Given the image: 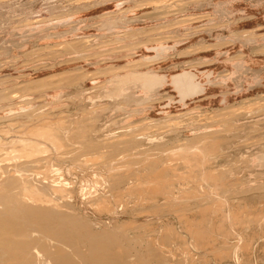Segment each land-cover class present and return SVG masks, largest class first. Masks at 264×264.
Segmentation results:
<instances>
[{
    "label": "rangeland",
    "instance_id": "rangeland-1",
    "mask_svg": "<svg viewBox=\"0 0 264 264\" xmlns=\"http://www.w3.org/2000/svg\"><path fill=\"white\" fill-rule=\"evenodd\" d=\"M66 44L74 48H66ZM184 72L196 75L203 92L182 101L171 80ZM133 73H150L165 80L151 93L129 83L120 95H96L97 91L108 90L109 81ZM40 79L56 80V84L42 82L48 87L36 90L32 83ZM6 92L7 99L0 98V139L6 146L44 115L68 122L63 132L65 139L74 128V121L85 115L92 116L94 127L101 131L91 133L94 142L111 144L129 137L137 139L129 153L104 146L101 150L108 158L101 159L99 167L86 169L79 160L57 156L52 159L56 167L60 165L63 177L72 181L70 201L73 200L75 212L85 217L95 231L120 226L133 240L136 248L130 251L129 259H135L137 254L149 260L146 246L153 241L152 245L163 249L166 255L162 264H264V0H0V95ZM202 134L219 138V147L207 143L210 148L204 152L199 151L204 147L201 144L191 147L195 152L196 147L200 148L197 152L201 155L212 149L206 156L211 165L195 168L197 162L193 159L186 162H193L194 167L184 165L176 155L183 150L188 154L190 149H184L189 146L188 141ZM173 150H179L174 152L176 155L172 153L178 157L173 156L175 163L168 156ZM120 151L122 155L115 156ZM131 157L136 158L132 162L139 160L132 166L128 163ZM151 158L158 161L154 164L155 173L163 171L164 163L172 166L162 173L167 175V189L172 193L161 196V192L147 191L140 200L137 186L142 187L152 177L144 172L146 164L152 163ZM107 160L119 164L115 174L123 178L120 201L113 191L92 182L94 173L107 176L102 165ZM122 162L125 166L120 165ZM71 167L76 171L72 172ZM187 168L192 172L195 168L196 176ZM207 169L217 170L214 175L220 179L202 177ZM222 172L225 173L220 176ZM188 173L191 179L185 178ZM136 179L143 180V184ZM181 191L191 196L186 192V197ZM219 199L223 201L221 205L217 203ZM203 208L208 211L202 213ZM232 214L239 215L236 220L240 221ZM256 216L259 217L255 220ZM197 230L207 235L198 238Z\"/></svg>",
    "mask_w": 264,
    "mask_h": 264
},
{
    "label": "bare ground",
    "instance_id": "bare-ground-1",
    "mask_svg": "<svg viewBox=\"0 0 264 264\" xmlns=\"http://www.w3.org/2000/svg\"><path fill=\"white\" fill-rule=\"evenodd\" d=\"M151 40H152V38H151ZM82 42H84V41H82ZM73 44H74V42H73ZM76 44H78V43H76ZM68 47L72 48L73 46L71 47V45L70 46L67 45L66 48H68ZM75 47L77 49V45ZM83 47H85V46L83 45ZM213 48H215V47H213ZM145 62H146V60H145ZM135 65H136V63H135ZM135 65H134V67H135ZM146 65H148V64H146ZM108 71H106V72H108ZM64 74H66V73H64ZM69 75H71V74H69ZM81 76H82V74H81ZM56 77H58V76H56ZM59 78H61V77H59ZM71 78H72V76H71ZM40 80H39V82L35 81V83H32L36 90H38L37 87H40V86L46 88V87H48V85L56 84V82H55L56 80L53 81L55 83H53L50 79H48L49 80L48 82H45L44 80H41V81ZM45 80H46V78H45ZM164 80L165 79L163 77H158V76H155V75L150 74V73H146V74L133 73V74H129V75L121 77V78L118 77V78H115V79L109 81L110 85L108 87V90L107 91H97L96 95L100 96V97L106 96V95L109 97L120 95L122 93V91H124L126 85L129 83L138 84V86H140L142 89L149 91L151 93L152 90H155V89L161 87ZM42 82L47 83V84L49 83V84L45 85ZM57 82L59 84L61 81L59 82V80H58ZM62 82H64V80ZM70 82H72V81H70ZM30 83H28L27 85L32 86V84H30ZM64 83H66V82H64ZM43 84L45 86H43ZM171 84L174 87V89L177 91L179 98L182 101H183V99H185L187 97H190V96L193 97L196 94L203 92L202 87L196 81V75L194 73H191V72H184L182 74H178V75L172 77ZM27 85H25L24 88H26V89L29 88V87H27ZM42 87H40L39 89H41ZM22 88H23V86H22ZM30 88H31V90H34V89H32L33 87H30ZM21 90H24V89H21ZM7 95H9V94H7V92H6L3 95H0L1 96L0 98L2 99L4 97L7 99ZM245 105H246V103H245ZM227 108H229V107H227ZM233 108H234V106H233ZM237 108H236V110H237ZM251 109H252V107H251ZM222 112H224V111H222ZM235 113H236V111H235ZM83 115H85V114H83ZM256 115H255V117H256ZM38 116H37V119L40 120L41 115L39 117ZM46 116L47 117H45V115L42 116L41 120L38 123L35 121L36 123L34 122L32 125L30 124L31 126L29 127V129H27L21 135L18 136L16 134L18 137L10 139L9 140L10 143H8L9 144L8 146L4 145L5 142L2 140L4 142V143H2V141L0 139V264H162L164 261L162 262L161 260H165L162 258L166 257V255L165 256L163 255L164 254L163 249L161 250V248H157V247H154V245H152L153 241L151 242L152 244H148L146 246L147 252L149 254V260H147L145 257L143 258L142 257L143 255L140 256L137 254H136L137 257L135 259L131 260V259H129L130 251L135 250L134 248H136V246H134L132 244L133 240L129 238V235L127 237V235H125V231L118 228L120 226H115V228H113L112 230L95 231L94 229H92L90 222L85 220L86 219L85 217H81L79 214H77L73 208V204H71V202L73 201V200L70 201V199L73 198V196H72L73 190H72V183H71L72 181L69 182V180H66L63 177V172L61 171L62 169L61 168H60L61 170L58 169V167H60V165L58 164V166L56 167V164H53V162H52L53 161L52 159L54 158V156L62 157L64 160L66 158H69V159H71V161H74V162L76 160H79L80 162H82L84 164V165H82V163H81L82 167L87 166V168L86 167L85 168L88 169V167H90V166H94V165L98 166L99 162H101V159H103L104 157L106 159L108 158V156H106L105 152H102V150L105 149L104 146L108 145L106 147L107 149L113 148L117 152L122 149L121 151H123V154L125 152L129 153L128 151H131L130 146L132 144H134L133 142H135L137 139L132 137V140H131V137H129L130 140H128L129 138L128 139L126 138L127 140H125V139L123 141L117 140V141H115V143L111 142V144H110V142L104 141L107 143V144L104 143L105 145L102 144L103 142H99L98 140L96 142H94V139H92L91 138L92 136L90 137V135H92L91 134L92 132H94V133L97 132V128L94 127L95 120H93L92 116L90 117L89 115L88 116L85 115L82 119L74 121V128L71 130L70 135H68V138L65 139V137L63 136V132L66 130L67 126H69L68 122L66 123L64 118H58V120H56L54 118L49 117V115H46ZM29 117H31V116H29ZM231 119H232V117H231ZM30 120H31V118H30ZM223 121H225V120L223 119ZM226 121H227V119H226ZM9 124H12V123H9ZM16 124H19V123H16ZM228 124H229V122H228ZM12 126H14V125H12ZM156 126H157V124H156ZM226 126H228V125H226ZM235 128H236V126H235ZM158 129H160V128H158ZM98 131H100V129ZM5 132H7V131H4V133ZM19 132H17V133H19ZM224 132H227V131H224ZM8 133H9V131H8ZM8 133H6V134H8ZM97 133H101V131L97 132ZM214 133H216V132H214ZM2 134H3V132H2ZM217 134H216V136H217ZM210 135H212V134H209V136L206 137V134H205V135L200 136V137H195L193 141L191 140V142L188 141L189 146L184 147V149L189 148L192 153L190 151H188L189 153L185 154V152H187V150L185 152L183 150V152L185 154L184 155L182 151L178 150L181 153V155H180L178 153V151L176 150L178 153V155H176L177 153L173 150V152L170 151L168 153V156L171 155L170 158L169 157L168 158L171 160L173 158V156L176 155L179 157V158L177 157L178 160L183 159L182 162H185L184 165H186V166L187 165L192 166L193 162L191 164H189L190 160H192V159L194 160L195 163L197 162V164H198V165L193 164V165H195V168H196V166H198V167L201 166V164H204V166L205 165L207 166L208 157H206V156L211 152L212 149L211 150L209 149L210 152L207 155H206V152L204 153L205 155H203V153H202V155H203L202 156L200 152H197L200 148L198 149L196 147L197 151L195 152L194 151L195 148H194V150H191L192 149L191 147H193L194 144H196V143H197L196 145L198 147L201 144L200 147L204 146L203 147L204 149L202 148L199 151H201V152L206 151L207 147L210 148V146H209L210 143H212L211 145H213L219 140V138L218 139L213 138L214 135H212L213 137H211ZM218 135H220V134H218ZM221 136H223V135H221ZM201 137H203L204 140L203 139L200 140ZM100 141H101V139H100ZM223 142H224V140H223ZM207 143H209L208 146H207ZM218 143H219V141H218ZM218 143H216L217 145L216 144L215 145L218 146ZM75 144H76V146H75ZM220 144H222V141ZM182 147H179V148L182 149ZM226 147H227V145H226ZM100 150H101V152H99ZM137 150H136L135 154L138 153ZM171 150H172V148H171ZM107 151H106V153L108 155L109 152H107ZM121 151L118 154L116 152H114V153H116L115 156L122 155ZM213 151H214V149H213ZM147 152H148V150H147ZM172 153L174 154L173 156H172ZM151 154H146V155H151ZM142 155H143V153H142ZM124 156L125 155H123V157L122 156L121 157L124 158ZM127 156L130 157V154H128ZM204 156L206 158H203ZM57 157H55V159ZM141 157L142 156H140V158ZM109 158H110V156H109ZM174 158H176V157L174 156ZM106 159H105V161H106ZM130 159H132V157ZM169 159H167V161ZM112 160L114 161V159H112ZM133 160L135 161L136 158H133L130 162H128V163H131L130 166H132V164H135L139 161L138 160L136 162H132ZM105 161L102 165H103L104 170H106L107 176H103L101 174L94 173L92 175V180H93L92 182L95 183L96 185L97 184L101 185L102 187H104V189H107L108 192H110V193L113 191V195L114 194L116 195L117 201H120L118 199L120 197V195L118 193L120 190L119 187L121 186V183L123 182V178L121 176H117L115 174L116 171L119 170L118 169L119 167L116 168V165L119 166V164H117V163L114 164V163L110 162L109 160H107L109 162L105 163ZM140 161L144 162L142 159H140ZM186 161H188L189 163L187 164ZM74 162L73 163L71 162V164L73 165ZM80 162H77V163H80ZM124 162H125V160H124ZM151 162L152 163L146 164L147 167L145 169H147V170L144 171L147 174H149L150 176L152 175V177L147 178L148 176L145 174L146 175L145 177L148 179V180L147 179L146 180L148 182H146L144 184L141 183L143 181V180H141L142 177L140 179L141 181L137 180L138 178L136 179L137 181H140L139 184L144 185V187H143V185H142V187L137 186L138 189L140 190V192H139L140 196L138 195L140 197V200L142 199L143 194L145 195L144 192H147V191L148 192L150 191V193H151V191L156 192V193L161 192V196H162V193H163V196H164V194H165V196H168L167 195L168 193H172V192H170L171 190L169 191L167 189V188H169L166 185V183H167L166 181H168V178H166L167 175L165 176V174L164 175L162 174L163 171L169 170L170 166H168V165H170V164L164 163V164H166V166L162 167L163 171L161 170V172L155 173L154 170H155V167L157 165L154 166V164L157 163L158 161L154 162V160L152 159ZM169 162L172 163V161H169ZM173 162L175 163V159ZM228 162H231V161H228ZM233 162H235V161H233ZM242 162H244V161L242 160ZM208 164H210V162ZM120 165H124V163L122 162V164H120ZM126 165H127V162H126ZM143 165H145V163ZM173 165H175V164H173ZM191 166H190V168H191ZM72 167H71V171L72 170L74 171L75 169H73ZM176 167L177 166H175V168ZM192 167H194V166H192ZM211 167H213V166H211ZM120 168H122V167L120 166ZM175 168H173V169L175 170ZM195 168H194V170H196ZM225 168H227V167H225ZM123 169H125V168H123ZM188 170H186V172L185 171L184 172L187 173ZM190 170H189V172H191L192 175H194L193 174L194 170H193V172H192V170L191 171ZM207 170L202 173L204 175L201 174L202 177H204V176H206L207 178L211 177L214 180L220 179V178L216 177L217 175H214V174H216L217 170H215V171L214 170L211 171L209 169H207ZM173 172H175V171H172V173ZM191 173H188L190 177L187 174V177H185V178L191 179ZM196 173H197V170H196ZM224 173L222 172L219 174L221 176V175H224ZM177 174H178V172H177ZM132 175L134 176V174H132ZM153 175H155V176L153 177ZM212 175H213V177H212ZM194 176H196V175H194ZM197 176H198V174H197ZM170 177H171V175H170ZM198 177H195V178L198 180ZM211 178H209V180ZM209 180H207V181H209ZM199 181L201 182L200 179H199ZM125 182H128V181H125ZM193 182L194 181H192V183ZM200 182L198 183V181H197L196 184L201 185L202 182L201 183ZM222 187H224V186H222ZM214 188H215V186H214ZM214 188L212 187V189H214ZM123 190H124V188H123ZM131 190L132 189L128 188V192L131 193ZM214 190H216V189H214ZM81 191H83V192H81L83 194L84 190H81ZM192 191L194 192V190H191L190 192H192ZM221 191H223V190H220L219 192L221 193ZM186 192L181 191V194L184 193L183 195H185ZM193 192H192V194H193ZM205 192H207V191H205ZM205 192H203V193L205 194ZM156 193H152L151 195L156 194ZM187 193L185 195L186 197L189 195L191 196L190 193H188L189 195ZM89 194H91V192ZM131 194H135V193H131ZM131 194H127V195L129 196ZM157 194L155 196H157ZM195 194L196 193L194 192V196H195ZM216 194H218V192ZM85 195H86V193H85ZM194 196H192V198ZM206 196L207 195H205V197ZM143 197H145V196H143ZM196 197H197V194H196ZM203 198H204V196H203ZM98 199H99V197H98ZM197 199L199 200V198H197ZM224 199H225V197H224ZM61 200H62V202H61ZM97 200H95L94 202H96ZM143 200H144V198H143ZM209 200L211 201V199H209ZM58 201H59V203H58ZM220 201L221 200L219 199L217 201V203H219ZM109 202L105 201L104 203L109 204ZM117 203H115V204H117ZM151 203H152V201H151ZM222 203H223V201H222ZM222 203L220 202V205ZM115 204H114V206H115ZM147 204H149V203L147 202ZM186 204H188V203H185V205ZM124 206H125V204H124ZM194 206H195V204H194ZM222 206L224 207L226 205L224 204ZM183 207H181V209ZM207 207L210 209V205H208ZM207 207H204V208H207ZM186 208H185V210H186ZM204 208H203V211H201L202 210L201 208H200L201 210L198 209V211L200 210L202 213H205L206 211H208V210H205ZM183 210L181 211V213L185 211V210L184 211ZM204 210H205V212H204ZM238 213H241V212H238ZM177 215H179V214H177ZM233 215L236 216L235 214H232V217H233ZM255 215H257V214H255ZM180 216H179L178 220H180V218H181ZM232 217H230V218H232ZM237 217H239V215L234 217L235 220ZM258 217L259 216H256L254 219L256 220V218H258ZM183 218H184V215H183ZM234 218H232V219H234ZM251 220H253V219H251ZM261 220H262V218H261ZM236 221H240V220H236ZM202 222H204L203 218H202ZM202 222H201V224H202ZM263 222H264V220H263ZM188 225H190V224H188ZM171 228H173V227H171ZM221 228H222V226H221ZM189 230H190V228H189ZM168 231H167V233L170 232V231L169 232ZM173 231H175V229ZM201 231H198V230L196 232L194 231L196 236H198V238L200 236H201L200 238H202L203 236L207 235L206 232H204V231L201 232ZM176 233L177 232H175V234ZM186 233H188V232H186ZM203 233H205V235ZM170 234H167V236H169ZM164 236H165V234H164ZM208 236H209V234H208ZM179 237H180V234H179ZM190 237H192V236H190ZM209 237H207V238H209ZM180 238H182V237H180ZM182 239H180V240H182ZM123 241H125V243L126 242L128 243L127 246H124ZM162 241L164 242V239ZM196 241H199V240L197 239ZM165 242H166V240H165ZM139 243H141V242H139ZM164 245L165 244H163V246ZM163 246H162V248H163ZM162 251H163V253H162Z\"/></svg>",
    "mask_w": 264,
    "mask_h": 264
}]
</instances>
